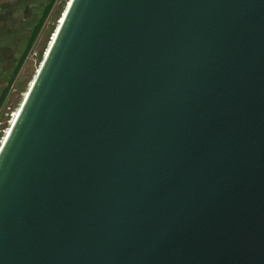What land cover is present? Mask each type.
Returning a JSON list of instances; mask_svg holds the SVG:
<instances>
[{"label": "water", "instance_id": "obj_1", "mask_svg": "<svg viewBox=\"0 0 264 264\" xmlns=\"http://www.w3.org/2000/svg\"><path fill=\"white\" fill-rule=\"evenodd\" d=\"M45 51L0 264H264V0H70Z\"/></svg>", "mask_w": 264, "mask_h": 264}, {"label": "flooded vegetation", "instance_id": "obj_2", "mask_svg": "<svg viewBox=\"0 0 264 264\" xmlns=\"http://www.w3.org/2000/svg\"><path fill=\"white\" fill-rule=\"evenodd\" d=\"M48 1L49 0H42L41 2H39V0H12L11 2L7 1L4 4H0V95L6 88L3 100L0 104V125L2 123L1 119L4 112L2 108L7 98L14 89L20 90L22 87L21 83L17 81V77L29 52L33 48L38 35L33 41L27 56L15 75H13V69L18 57L27 44L34 24L37 22ZM56 1L57 0H55V3ZM9 5H16V8L13 9ZM52 8L46 17V20L48 19ZM12 76V83L7 88L8 81Z\"/></svg>", "mask_w": 264, "mask_h": 264}, {"label": "rangeland", "instance_id": "obj_3", "mask_svg": "<svg viewBox=\"0 0 264 264\" xmlns=\"http://www.w3.org/2000/svg\"><path fill=\"white\" fill-rule=\"evenodd\" d=\"M7 1L12 0H0V4H4ZM67 0H57L55 5L53 6L51 13L43 25L41 31L39 32L36 41L33 45V48L29 52L27 59L25 60L19 74L17 77V81H19L22 85L20 90L14 89L9 97L7 98L5 104L3 105L2 110L4 111L2 114V123L0 125V140L4 135L3 130L9 127V120L11 119V113L17 108L21 99L23 98V94L28 88L29 82L35 75V72L42 60L43 53L48 45L50 36L52 35L56 23L60 18L62 10ZM1 10V8H0Z\"/></svg>", "mask_w": 264, "mask_h": 264}, {"label": "bare ground", "instance_id": "obj_4", "mask_svg": "<svg viewBox=\"0 0 264 264\" xmlns=\"http://www.w3.org/2000/svg\"><path fill=\"white\" fill-rule=\"evenodd\" d=\"M69 2H70V0H68V3H66V5L64 6V8H63V10H62V13H61V15H60V18H59V20H58L57 23H56V27H55L56 29H54V31H53V33H52V35H51L52 37H50V39H49V43H48V46L46 47V50H47V48L49 47V45H50L52 39H53L54 36H55V32H56V30H57V28H58L59 23H60V22L62 21V19H63V16H64V14H65V11H66V9H67V5L69 4ZM45 53H46V51H45ZM32 80H33V78H32ZM32 80L29 82V85L31 84ZM29 85H28V87H29ZM26 94H27V89H26V91H25L24 94H23V98H24V96H25ZM23 98L21 99V102L19 103V105L17 106V108L14 110V113L12 114L11 119H10V125H9V127L7 128V130L5 131L3 137L1 138V140H0V144L4 141L5 137L7 136L8 132H9V130H10L11 125L13 124V122L15 121V119H16V117H17V115H18V113H19V110H20L21 103H22V101H23Z\"/></svg>", "mask_w": 264, "mask_h": 264}, {"label": "trees", "instance_id": "obj_5", "mask_svg": "<svg viewBox=\"0 0 264 264\" xmlns=\"http://www.w3.org/2000/svg\"><path fill=\"white\" fill-rule=\"evenodd\" d=\"M42 0H39V2H41ZM9 6H11L13 9H15L16 8V5H9ZM7 71V70H6ZM5 75H6V73H5ZM2 79H3V77H2ZM5 80V79H4Z\"/></svg>", "mask_w": 264, "mask_h": 264}, {"label": "built area", "instance_id": "obj_6", "mask_svg": "<svg viewBox=\"0 0 264 264\" xmlns=\"http://www.w3.org/2000/svg\"><path fill=\"white\" fill-rule=\"evenodd\" d=\"M13 113H14V112L11 113V116H12ZM8 123H9V125H10V120H9ZM6 130H7V128H6L5 130H3V132L5 133Z\"/></svg>", "mask_w": 264, "mask_h": 264}]
</instances>
